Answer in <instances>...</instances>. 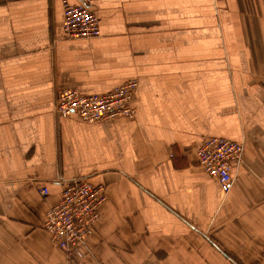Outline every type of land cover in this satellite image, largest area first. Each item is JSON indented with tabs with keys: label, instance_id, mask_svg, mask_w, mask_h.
Masks as SVG:
<instances>
[{
	"label": "crops",
	"instance_id": "1",
	"mask_svg": "<svg viewBox=\"0 0 264 264\" xmlns=\"http://www.w3.org/2000/svg\"><path fill=\"white\" fill-rule=\"evenodd\" d=\"M62 1L0 0V264L64 262L42 228L60 179L105 190L82 264H264V0H65L92 39ZM128 81L131 119L56 112ZM212 137L243 149L226 193L196 165Z\"/></svg>",
	"mask_w": 264,
	"mask_h": 264
},
{
	"label": "built area",
	"instance_id": "2",
	"mask_svg": "<svg viewBox=\"0 0 264 264\" xmlns=\"http://www.w3.org/2000/svg\"><path fill=\"white\" fill-rule=\"evenodd\" d=\"M62 8L67 38L100 36L98 19L85 3L71 4L63 0ZM136 86L135 81H128L111 92L91 96H84L74 88L64 89L57 95L55 109L60 117L76 115L88 123L117 117L131 119L134 116L131 100ZM194 153L197 167L217 182L223 192H228L232 184V164L241 161L242 146L212 137L197 146ZM59 182L63 185L59 200L47 210L42 228L63 253L62 264H82L77 251L94 233L99 207L106 201L105 190L86 179H60ZM38 192L47 195L45 187L39 188Z\"/></svg>",
	"mask_w": 264,
	"mask_h": 264
},
{
	"label": "bare ground",
	"instance_id": "3",
	"mask_svg": "<svg viewBox=\"0 0 264 264\" xmlns=\"http://www.w3.org/2000/svg\"><path fill=\"white\" fill-rule=\"evenodd\" d=\"M100 208V207H99ZM99 211V210H98ZM99 217H100V214H99Z\"/></svg>",
	"mask_w": 264,
	"mask_h": 264
},
{
	"label": "rangeland",
	"instance_id": "4",
	"mask_svg": "<svg viewBox=\"0 0 264 264\" xmlns=\"http://www.w3.org/2000/svg\"><path fill=\"white\" fill-rule=\"evenodd\" d=\"M242 153H243V149H242Z\"/></svg>",
	"mask_w": 264,
	"mask_h": 264
}]
</instances>
